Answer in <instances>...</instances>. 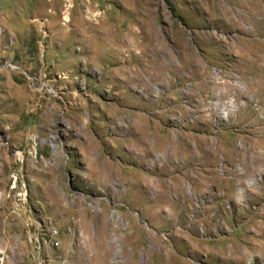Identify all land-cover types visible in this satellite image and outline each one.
Returning <instances> with one entry per match:
<instances>
[{
	"label": "rangeland",
	"instance_id": "rangeland-1",
	"mask_svg": "<svg viewBox=\"0 0 264 264\" xmlns=\"http://www.w3.org/2000/svg\"><path fill=\"white\" fill-rule=\"evenodd\" d=\"M0 264H264V0H0Z\"/></svg>",
	"mask_w": 264,
	"mask_h": 264
}]
</instances>
